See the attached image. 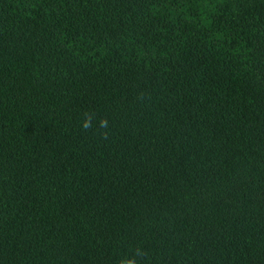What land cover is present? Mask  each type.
Here are the masks:
<instances>
[{
    "label": "trees",
    "instance_id": "trees-1",
    "mask_svg": "<svg viewBox=\"0 0 264 264\" xmlns=\"http://www.w3.org/2000/svg\"><path fill=\"white\" fill-rule=\"evenodd\" d=\"M128 261L264 264V0H0V264Z\"/></svg>",
    "mask_w": 264,
    "mask_h": 264
},
{
    "label": "clouds",
    "instance_id": "clouds-1",
    "mask_svg": "<svg viewBox=\"0 0 264 264\" xmlns=\"http://www.w3.org/2000/svg\"><path fill=\"white\" fill-rule=\"evenodd\" d=\"M107 126V122L102 120L100 121V127H106ZM81 127L84 129V130H87L91 127V121L87 118H85V120L82 122L81 124ZM122 264H133L132 261H128V262H122Z\"/></svg>",
    "mask_w": 264,
    "mask_h": 264
}]
</instances>
